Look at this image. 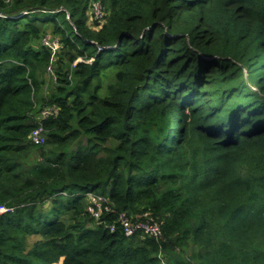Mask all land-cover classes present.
<instances>
[{
	"label": "trees",
	"instance_id": "1",
	"mask_svg": "<svg viewBox=\"0 0 264 264\" xmlns=\"http://www.w3.org/2000/svg\"><path fill=\"white\" fill-rule=\"evenodd\" d=\"M94 1L0 0V264H264V0Z\"/></svg>",
	"mask_w": 264,
	"mask_h": 264
},
{
	"label": "built area",
	"instance_id": "2",
	"mask_svg": "<svg viewBox=\"0 0 264 264\" xmlns=\"http://www.w3.org/2000/svg\"><path fill=\"white\" fill-rule=\"evenodd\" d=\"M57 111L58 109L55 106H44L38 114V119L55 116ZM29 138L34 144L40 145L44 143L45 137L43 134V126L40 122H38L37 126L31 131ZM86 195L89 197L87 210L96 220L99 219L104 211L112 210L110 201L107 197L96 194L92 191L86 192ZM3 210H5V208H3ZM143 218L144 220H133L124 211L117 213V222L121 226L125 236H131L137 231H141L155 238L160 237L161 230L155 220L152 217L147 216V214H144ZM114 227V224L109 225L111 231L114 230ZM163 263L167 264L165 262Z\"/></svg>",
	"mask_w": 264,
	"mask_h": 264
},
{
	"label": "rangeland",
	"instance_id": "3",
	"mask_svg": "<svg viewBox=\"0 0 264 264\" xmlns=\"http://www.w3.org/2000/svg\"><path fill=\"white\" fill-rule=\"evenodd\" d=\"M89 14H91V18L96 17L99 20H103V11H102V7L101 4L98 0H95L94 2H92L91 7L89 8ZM59 36L57 34H53L49 31V35H46L44 40H43V44L48 46L51 51L53 52V54L56 55V53L59 51V42H58ZM80 60V59H78ZM49 75H52V80H55V75L53 72V68L51 67L50 69L48 68V73L46 74V79H49ZM41 111V110H40ZM40 113V112H39ZM3 211V208H0V212Z\"/></svg>",
	"mask_w": 264,
	"mask_h": 264
}]
</instances>
